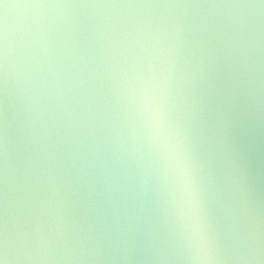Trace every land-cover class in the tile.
I'll use <instances>...</instances> for the list:
<instances>
[{"label": "water", "instance_id": "1", "mask_svg": "<svg viewBox=\"0 0 264 264\" xmlns=\"http://www.w3.org/2000/svg\"><path fill=\"white\" fill-rule=\"evenodd\" d=\"M178 2L0 4L14 264H264V4ZM179 156L206 247L177 216Z\"/></svg>", "mask_w": 264, "mask_h": 264}, {"label": "snow or ice", "instance_id": "2", "mask_svg": "<svg viewBox=\"0 0 264 264\" xmlns=\"http://www.w3.org/2000/svg\"><path fill=\"white\" fill-rule=\"evenodd\" d=\"M264 4V0H260ZM0 4L7 9L10 6H54V7H167L178 8L185 5L178 0H163V2H137V0H61L55 4H26L9 5L0 0ZM7 72H6V52L3 45V37L0 36V264H14V259L10 256L9 249V225H8V198H7ZM149 107L158 111L159 106L149 101ZM30 218V217H29ZM25 228V238H27Z\"/></svg>", "mask_w": 264, "mask_h": 264}, {"label": "clouds", "instance_id": "3", "mask_svg": "<svg viewBox=\"0 0 264 264\" xmlns=\"http://www.w3.org/2000/svg\"><path fill=\"white\" fill-rule=\"evenodd\" d=\"M145 111L149 117L150 123L153 125V131H155L160 121V110L154 111L148 104ZM154 146L159 150L161 159L165 162V166H167L169 156L167 141L163 138H158L154 140ZM173 179L176 185L174 205L178 219L187 229L193 245L195 247H206L207 224L205 214L198 186L186 156H179L177 158Z\"/></svg>", "mask_w": 264, "mask_h": 264}]
</instances>
